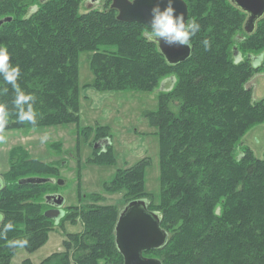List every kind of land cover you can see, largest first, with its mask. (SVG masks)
<instances>
[{
  "label": "trees",
  "instance_id": "16d2710c",
  "mask_svg": "<svg viewBox=\"0 0 264 264\" xmlns=\"http://www.w3.org/2000/svg\"><path fill=\"white\" fill-rule=\"evenodd\" d=\"M85 1L0 0V19L13 18L0 26V49H6L10 63L21 69L19 95L0 77V129L77 123L82 53L89 54L96 91L142 89L157 81L150 79L172 80L171 89L162 90L160 100L167 95L177 111L161 103L157 112L147 116L158 129V212L168 234L166 245L147 252H156L162 264H264V154L256 158L249 147L241 146L246 132L264 122V98L253 100L246 87L259 69L250 56L264 57V17L247 33L246 14L229 0H184L188 20L195 19L201 30L192 40L190 57L172 65L157 44L149 42V27L119 21L111 0H104L100 7L97 3L89 7ZM84 2L86 9L80 12ZM204 39L211 44L207 51ZM33 113L35 124L21 121V114ZM15 158L13 149L8 175L18 176L13 177L15 181L3 177L0 191L3 223L14 225L7 239H0V264H8L17 250L7 247L8 240L27 239L24 248L32 252L47 240L50 221L55 225L54 219L45 216L51 207L45 197L44 211L40 210L43 202L29 207L20 202L22 191L53 182L19 184V180H52L31 174L51 170L37 161L29 165L14 162ZM149 164V159H142L124 171L122 183L142 190ZM132 200L137 199L128 202ZM79 212L74 216L85 222L84 233L66 235L67 252L52 254L43 264H69L70 259L74 264H95L104 256L108 264H123L115 244V210L87 206ZM178 222L187 227L171 235L167 229H174ZM73 245L89 252L77 254Z\"/></svg>",
  "mask_w": 264,
  "mask_h": 264
},
{
  "label": "rangeland",
  "instance_id": "374dc122",
  "mask_svg": "<svg viewBox=\"0 0 264 264\" xmlns=\"http://www.w3.org/2000/svg\"><path fill=\"white\" fill-rule=\"evenodd\" d=\"M85 2L81 4L80 12L85 11ZM103 3L104 0H98L97 6L100 7ZM93 5L95 4H90L89 7ZM237 36L241 37L240 34ZM262 61L259 69L246 84L255 101L264 98ZM78 68L77 123L0 129V137L3 138L0 139L2 177L15 181L13 177L18 176L8 175L11 170L9 152L13 149L16 152L14 162L31 165L37 161L44 169L51 170L31 174L53 177L51 185L30 188L24 190L25 193L22 191L24 198L20 202L27 207L36 205V202H43L40 210L44 211L47 210L44 205L45 195L58 193L64 198L62 209L65 210V215L58 224L54 225L50 221L51 230L48 231L47 240L41 246L32 252H27L25 248L17 249L8 264H43L52 254L67 252L63 243L66 235L78 234L80 237L84 233L85 222L80 216H74L77 215L76 212L79 214L83 207H111L115 210L117 218L129 199H143L147 202L148 208L150 206L160 215L159 136L158 129L149 124L147 116L157 112L161 103L168 104L173 112L177 111L174 106L176 103L170 102L167 95L163 94L160 100L162 90L171 89L173 81L154 78L150 80L157 81L145 85L142 89L126 87L103 92L92 87L94 75L90 69L88 53L80 55ZM106 137H109V144L99 149L94 148L98 140ZM42 138H46L45 142H41ZM241 144L249 147L256 158L262 159L264 122L252 126L243 136ZM142 159L150 161L143 173L145 183L142 190L136 184L131 188L133 183L129 186V183H122L123 172H127ZM17 169L16 166L14 171ZM58 179H62L64 183L58 185ZM106 187L110 189L107 190ZM98 197H102L101 200H98ZM29 215H34V212L30 211ZM186 227V223L178 222L174 229H166L173 235ZM73 249L77 254L89 252L80 245H73ZM145 256L159 257L154 251L145 253ZM104 257L97 259L95 264H108V257ZM69 264H74L72 259L69 260Z\"/></svg>",
  "mask_w": 264,
  "mask_h": 264
},
{
  "label": "water",
  "instance_id": "95a60500",
  "mask_svg": "<svg viewBox=\"0 0 264 264\" xmlns=\"http://www.w3.org/2000/svg\"><path fill=\"white\" fill-rule=\"evenodd\" d=\"M45 1V0H42ZM87 4H95L98 0H88ZM112 7L118 11L117 19L121 22H134L148 26L150 9L156 0H136V3L129 4L128 0H111ZM240 11L247 14L244 23V30L250 33L254 30L256 22L264 15V0H229ZM166 0H161L164 6ZM174 6L177 13H182L188 20V5L184 0H175ZM11 16L0 19V26L12 21ZM159 52L169 64L176 65L185 62L191 55V49L184 47H167L158 45ZM234 58L240 60L239 53L235 50ZM253 66L258 67L263 60L262 55L250 56ZM109 138L101 139L94 144V148L109 144ZM0 181L3 177L0 175ZM52 181L42 177H28L19 180V184H40ZM62 179L57 180L62 185ZM4 188V187H3ZM0 188V191L3 189ZM46 203L51 206L45 216L54 219L55 224L63 217L64 198L60 194H49L45 196ZM1 214V213H0ZM168 234L161 226L160 215L148 208L147 202L143 199L128 202L120 211L115 224V244L123 257V264H162L158 258L145 256V252L157 250L166 245Z\"/></svg>",
  "mask_w": 264,
  "mask_h": 264
},
{
  "label": "clouds",
  "instance_id": "9594fccd",
  "mask_svg": "<svg viewBox=\"0 0 264 264\" xmlns=\"http://www.w3.org/2000/svg\"><path fill=\"white\" fill-rule=\"evenodd\" d=\"M175 0H166L164 6H161V0H156L150 9L149 26V42H154L158 45H164L167 47H184L191 49L192 40L200 32L201 26L195 20H186L185 16L177 10L174 6ZM129 4H135L136 0H128ZM204 49L207 51L210 49V41L204 39L202 41ZM21 75V69L18 65L10 63V56L6 49H0V77L4 82L11 85L12 89L19 95L20 88L18 85V79ZM32 99V98H30ZM26 103V102H25ZM20 107V105H17ZM31 111V109H29ZM21 121H28L32 124L36 123L35 113L29 116L21 114ZM0 139H3L0 137ZM46 138H42L41 142H45ZM4 184L0 181V188H3ZM3 214H0V239H7V233L13 231L14 225L9 223H3ZM28 244L27 239L18 238L14 240H8L7 247L9 249H20L26 247Z\"/></svg>",
  "mask_w": 264,
  "mask_h": 264
},
{
  "label": "flooded vegetation",
  "instance_id": "af4514ba",
  "mask_svg": "<svg viewBox=\"0 0 264 264\" xmlns=\"http://www.w3.org/2000/svg\"><path fill=\"white\" fill-rule=\"evenodd\" d=\"M247 18V17H246ZM262 62H264V61H262ZM64 210V209H63ZM64 215H65V210H64ZM64 215H63V217H64Z\"/></svg>",
  "mask_w": 264,
  "mask_h": 264
}]
</instances>
